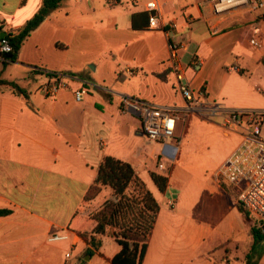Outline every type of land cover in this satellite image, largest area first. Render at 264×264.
<instances>
[{"label":"crops","instance_id":"crops-1","mask_svg":"<svg viewBox=\"0 0 264 264\" xmlns=\"http://www.w3.org/2000/svg\"><path fill=\"white\" fill-rule=\"evenodd\" d=\"M209 1L64 0L25 40L17 62L0 57V78L27 93L0 88V210L10 211L0 216V264H80L81 258L86 264H113L122 250L114 238L104 236L96 251L70 227L106 157L130 163L161 205L143 264H249L247 256L258 245L254 237L242 259H232L230 249L215 258L226 244L214 241L198 251L206 235L199 230L189 237L186 214L175 211L184 202L172 193L174 164L166 163L168 190L155 192L149 179L162 156L141 151L135 140L143 135L139 117L122 109V98L131 97L188 112L179 91L180 83L187 84L204 93L200 100L208 115L218 118L226 136H238L236 149L240 146L244 133L225 128V116L264 113V47L251 45L255 27L264 42V11L216 17ZM150 2L159 4L163 28H149ZM42 4L0 0L1 34H18ZM171 44L179 47L180 83ZM235 66L239 71H231ZM55 74L64 75L67 86L49 97L42 87ZM83 85L90 93L77 102L74 93ZM126 126L130 136L123 134ZM180 145H164L162 154L174 160ZM216 173L225 188L219 195L228 196L226 190L234 187ZM111 193L104 189L105 196ZM88 250L94 254L86 256Z\"/></svg>","mask_w":264,"mask_h":264},{"label":"rangeland","instance_id":"rangeland-1","mask_svg":"<svg viewBox=\"0 0 264 264\" xmlns=\"http://www.w3.org/2000/svg\"><path fill=\"white\" fill-rule=\"evenodd\" d=\"M89 89V87L87 86ZM90 93V92H89ZM264 104V96L260 98ZM139 131L143 133L142 122ZM218 118L201 116L198 112H180L172 146L182 145L174 160L162 154L164 145L150 140L142 135L135 140L139 141L138 146L142 152L152 156L156 152L157 156H162V163L154 165L155 172L169 175V166L172 178V193L177 199H183L184 204L177 206L175 211L183 212L187 216V226L185 227L189 237H194L197 231H202L206 235V241L198 250L202 251L210 245L212 241L218 244H226L221 247L219 259L226 255V250L230 249L229 255L232 259H240L245 255V251L251 245L253 239L249 225L257 227L253 215L244 220L238 208L237 193L234 188L226 190L228 196L219 195L221 187L215 179V173L226 162L231 153L236 149L238 136L228 137L220 128ZM128 127H125V136ZM264 136V124L262 127ZM149 186L157 192V186L149 179ZM238 203V204H237ZM166 213V212H165ZM164 216V214H163ZM229 222L233 224L232 230ZM255 253L252 254L254 264H264V238L257 245ZM251 253V252H250Z\"/></svg>","mask_w":264,"mask_h":264},{"label":"trees","instance_id":"trees-1","mask_svg":"<svg viewBox=\"0 0 264 264\" xmlns=\"http://www.w3.org/2000/svg\"><path fill=\"white\" fill-rule=\"evenodd\" d=\"M63 2L64 0H43L40 10L18 34H7L5 38L9 40L12 51L0 53V57L7 62H17L25 40L51 13L59 9ZM262 64L264 65V56ZM3 87L27 96L26 91L18 84L0 78V88ZM150 176L161 193L168 190L169 176L156 172H152ZM106 188L112 190L107 196L104 195ZM240 209L248 221L251 217L250 213L241 205ZM160 213V203L135 168L130 163L106 157L94 183L85 195L82 208L76 213L70 227L89 241L96 251L101 249L104 236L114 238L121 245L122 250L112 259L113 264H143ZM8 214L10 211L0 210V216ZM255 221L257 227L252 228V234L257 245L264 238V231L259 227L256 219ZM255 249L256 247L247 256L249 264H254L252 254L255 253ZM93 254V250H88L86 256ZM80 264H86V261L81 258Z\"/></svg>","mask_w":264,"mask_h":264},{"label":"built area","instance_id":"built-area-1","mask_svg":"<svg viewBox=\"0 0 264 264\" xmlns=\"http://www.w3.org/2000/svg\"><path fill=\"white\" fill-rule=\"evenodd\" d=\"M209 6L216 17H223L238 11H249L260 13L264 11V0H210ZM149 12V28H163V17L159 4L150 2L147 5ZM175 26V25H174ZM261 31L254 28V37L251 45L262 48L264 42L260 39ZM179 47L170 45L171 60L177 79L183 80L178 56ZM12 46L8 39L0 37V53H10ZM231 71H239L237 66ZM128 75H135L134 69L126 70ZM64 75L55 74L47 82L42 91L47 96H55L61 89L67 86ZM90 88L86 85L75 91L74 96L77 102H82L89 95ZM179 91L186 101L188 112H198L206 117H211L200 100L204 93H196L187 84L180 83ZM123 112H134L142 122L143 135L150 140L161 142L166 147L173 142L178 112L173 107L160 106L143 102L131 97L122 98ZM219 110V108H217ZM217 111V110H216ZM216 111L214 113H216ZM264 124V113L257 111L239 110L228 112L225 116L224 126L227 129H234L244 133L240 146L232 153L226 162L219 168L216 177L225 182L228 186L234 187L237 191L238 203L243 206L258 221L259 227L264 231V136L262 127ZM181 141H179L180 144ZM174 148V147H173ZM179 147H176L178 150ZM60 237L53 236V240ZM71 253L67 254L70 259Z\"/></svg>","mask_w":264,"mask_h":264},{"label":"water","instance_id":"water-1","mask_svg":"<svg viewBox=\"0 0 264 264\" xmlns=\"http://www.w3.org/2000/svg\"><path fill=\"white\" fill-rule=\"evenodd\" d=\"M6 36H7L6 33H2V34L0 35L1 38H4V37H6Z\"/></svg>","mask_w":264,"mask_h":264}]
</instances>
